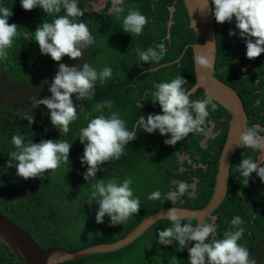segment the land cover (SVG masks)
<instances>
[{
  "label": "trees",
  "instance_id": "16d2710c",
  "mask_svg": "<svg viewBox=\"0 0 264 264\" xmlns=\"http://www.w3.org/2000/svg\"><path fill=\"white\" fill-rule=\"evenodd\" d=\"M82 1L85 2L80 0ZM0 3L10 8L12 14L8 23H14L18 27L7 55L0 58V92H2L0 100L7 101L8 88L22 96L19 101L20 112L13 108L14 104L0 106V117H3L0 122V155H3V162L14 163L9 155L14 150L10 140L12 135L22 134L24 138L30 140L34 138V132L41 137V140L60 138L72 143L68 153L69 164L60 165L51 171L50 175L46 171L43 178L24 180L15 175L14 166L12 170L0 167V196L2 201L7 203L9 217L17 221L28 233L33 234L42 247L59 246L75 252L93 244L116 241L151 214L172 207L173 200L164 199L163 194L174 189L177 180L191 183L192 176L198 178L196 197H189L188 189L179 197L177 206H180L183 200H186L190 209H201L208 204L214 191L218 159L223 150L231 118L230 113L216 103V109L209 112L201 133H190L185 139L169 146L163 143L167 136L162 137L157 132L148 134L137 127L135 139L124 146L121 157L99 166L96 179L122 180L125 177L132 179L130 186L134 195L139 197L140 209L123 224L110 226L107 216L104 217L103 223L95 222L97 205L87 203L90 186L94 181L83 180L82 174L86 166L82 167L79 159L83 146L79 142L78 132L81 127L86 126L89 119L99 114L95 111L98 102L110 100L111 107H104V114L107 115L111 111L118 112L125 120V126L132 129L140 115L146 119L148 114L160 112L158 104L154 106L148 100L154 81H167L180 75L186 82L183 85L186 91L190 92L194 88L197 77L193 60L194 51L190 47L179 64L163 67L155 72L143 73L158 65L173 62L186 46L196 43V34L189 27L187 10L182 0H124V12L120 13L121 18L129 7L138 9L147 18L138 36L124 33L120 29V20L114 13H108L112 0L102 13L83 14L82 21L88 26L94 38V43L86 47V50L91 49L88 63L98 70L105 65L110 66L112 75L104 84L95 85L94 95L91 98L75 100L73 97V103L77 105L78 117L69 124L67 133L60 134L51 126L46 108L43 105L37 108L33 104L34 98L39 99V93L44 89L42 81L48 69L67 58L64 56L60 62H54L47 55H42L34 42L32 30L39 17L49 21L52 18L50 14L43 13L39 8L23 10L19 0H0ZM171 6L176 8L175 23L171 28V38L167 39ZM34 18H36L35 23L28 21ZM229 29L228 22L216 23L218 52L215 76L238 93L246 114L249 115V127L259 125L264 129V53H261V60L259 56L251 60L247 59L241 38L236 37L237 43L229 42L230 37L227 35ZM24 32H28L29 36L26 37ZM159 42H164L166 45L165 55L161 61L158 64H142L136 57L134 49H145ZM239 55L240 60L237 61L236 57ZM24 95L27 97L25 98ZM205 95L201 89L190 99H201ZM137 102L140 107L136 106ZM258 102L261 103L258 105ZM13 115L18 123L5 128V120ZM27 117L34 119L30 127ZM210 121L215 123L214 132H219V135L214 140L210 139L208 146L202 148L203 134L209 128ZM256 131L258 135L264 133V131ZM241 152L245 156L257 159L259 150L246 148L236 150L230 167L228 194L216 211L219 215L215 223L218 227L216 236L222 237L225 229L230 227L229 221L232 216H240L245 231L238 243H242L248 249L249 257L255 261V264H264V193L255 190L254 173L246 186L243 184V179L238 177L234 166L242 159ZM184 153L192 159V165L195 163L198 165L201 161L205 167L198 169L192 167L189 161L180 162V155ZM183 167L185 170H181ZM258 186L264 190V184L260 180ZM156 189L160 190L162 198L147 199V195ZM254 215H257L256 218ZM207 222L212 223V220L209 218ZM168 225V220L154 224L135 241L118 251L93 254L60 264H112L114 261H118L119 264H187L188 243L185 250L176 251L175 242L165 247L159 245L156 240L157 229ZM11 254L5 252L0 256V264H7L9 258L13 257Z\"/></svg>",
  "mask_w": 264,
  "mask_h": 264
},
{
  "label": "clouds",
  "instance_id": "9594fccd",
  "mask_svg": "<svg viewBox=\"0 0 264 264\" xmlns=\"http://www.w3.org/2000/svg\"><path fill=\"white\" fill-rule=\"evenodd\" d=\"M99 1L19 0V4L23 10L29 11L33 8H39L43 13L50 14L52 18L49 21L39 17V21L32 30L34 42L38 45L39 52L42 55H47L54 62H60L64 56L75 61L81 56L83 49L84 57L79 61L82 62L81 64H66V58L48 69L42 81L44 89L41 92H49L50 94L40 95L39 99L34 98L33 100L34 107L40 108L38 106L43 105L46 108L49 122L59 134L67 133L69 131V124L78 117L77 105H74L73 97L75 100L91 98L94 95L95 85L97 83L104 84L106 79L112 75L110 66L105 65L98 70L88 63L91 49L86 50V47L94 43V38L88 26L82 21V16L84 13L90 15L93 12L102 13L111 0H107L105 6L96 11L94 10V5ZM207 5L212 6L211 11L215 29L216 23L223 24L228 22L230 26L227 32V35L230 37L229 42L237 43L236 37L241 38L245 45L246 58L250 60L258 56L260 58L261 53H264V0H207ZM121 12H124V0H112L108 13H114L116 18L120 20V29L130 36L140 35L147 22V18L138 9L131 7L127 9L126 14L122 18L120 16ZM11 14L10 8L0 3V58L7 55V50L11 47L13 38L17 33V25L8 23ZM28 21L33 24L36 18ZM169 32L170 37L167 38L166 36L167 39L171 38V29ZM24 34L26 37L29 36L28 32H24ZM30 35L32 36L33 34L31 33ZM185 48L188 49V46ZM165 51L166 45L164 42H159L145 49H134L138 60L142 64L148 65L152 63L158 64L164 57ZM193 60L201 69L207 70L211 67L208 59L202 55H194ZM236 60H240V55L236 57ZM174 61L169 62L171 63L170 65L181 62V60L178 63ZM163 67L158 65L157 67L145 70L143 73L155 72V70ZM185 83V80L180 75L167 81H154L152 90L150 91V99L148 100L154 106L158 104L160 112L156 114L150 113L146 119L143 115H140L136 121V125L132 129L125 126L126 122L118 112L111 111L107 115L104 114L103 108L111 107L110 100H105L102 103L98 102L95 105V111L99 114L89 119L86 126L79 129L78 139L83 146V152L79 159L81 166H86L82 178L85 182L94 181L90 186L87 203L89 205L92 203L97 205L95 210V222L97 224L103 223L105 216H107L110 226L123 224L140 209L139 197L134 195L133 189L130 186L132 184L131 177H125L122 180L115 178L107 180L104 178L96 179V173L101 164L109 160H117L121 157L124 152V146L135 139L137 127L148 134L157 132L162 137L167 136L163 140V143L169 146L175 145L178 141L185 139L190 133L198 134L203 131V126L209 117V112L216 109L217 103L215 104L207 95L201 99H190L189 92L183 87ZM21 97L19 96L17 101L9 103L15 105L13 108L17 112H20L19 101H21ZM260 103L258 102V105ZM9 104H7V101L0 100V106ZM136 106L140 107L138 102ZM2 118L0 117V122ZM26 120L29 127L34 122L32 117H27ZM14 123H18V120L13 115L5 120L4 126L7 128L13 126ZM258 126L253 125L240 132L236 146L238 148L264 150V139L259 137L264 136V133L257 134L256 130H259ZM33 134L34 138L30 140L24 138L22 134L11 136L10 140L14 150L9 155L14 163L5 164L2 159L3 155H0V167L12 170L14 166L15 175L24 180L43 178L46 171L50 175L51 171H54L60 165L69 164L68 153L72 143L60 138L57 140H41V137L34 132ZM203 135L201 147L204 144V140L208 141L211 138L206 137L205 134ZM183 155L187 156L183 158V162L189 161L192 164V159L189 155L185 153ZM241 156L242 159L239 164L234 166L238 177L243 179V184L246 186L249 183L251 175L254 173L258 177L257 185L253 181L254 188L257 190V186L259 188L257 191L264 193V190L258 186L259 180L264 184V160L258 159V154L257 159L245 156L243 152H241ZM193 167L200 169L205 167V165L201 164V166L197 165ZM197 183L198 178L191 185L188 182H180L174 189L166 191L163 194V198L168 201L179 198L188 189L190 191L197 189ZM194 185L195 188H193ZM161 198L162 194L159 189L153 190L147 195V199L149 200H159ZM254 216L256 218L257 215ZM166 218L169 221V225L162 229H157L156 240L159 245L165 247L175 242L177 245L176 251L185 250L187 243L191 241V247H187V264H255V261L249 257L248 249L242 243H238L243 233V221L240 216H232L229 221L230 227L225 229L220 238L216 236L217 226L214 228L212 223L207 221H197L194 223L191 220H183L181 222L182 218L175 208L167 210ZM9 219L18 224L11 217ZM5 245L14 256L15 254L10 245L6 243Z\"/></svg>",
  "mask_w": 264,
  "mask_h": 264
},
{
  "label": "water",
  "instance_id": "95a60500",
  "mask_svg": "<svg viewBox=\"0 0 264 264\" xmlns=\"http://www.w3.org/2000/svg\"><path fill=\"white\" fill-rule=\"evenodd\" d=\"M106 1L107 0H100L95 3L94 10L99 11L105 6ZM182 1L186 7L189 17V27L193 29L197 38L196 43L190 44L188 47L193 48L194 55L204 56L211 64L210 68L204 70L195 63L197 81L194 88L188 93V95L191 97L202 89L213 102L227 110L230 113L231 118L229 121V130L226 141L218 159L215 187L210 201L201 209H175H177L182 221L188 219L204 222L207 218H210L212 220V225H214L216 216H213V213L221 206L227 196L230 184V167L233 162L234 154L238 149L236 146L238 136L240 132L249 127V115L246 114L243 102L238 94L232 88L215 77V63L218 48L214 18L211 11L212 6L207 5V0ZM175 10V6L170 8L167 38L170 37L169 30L174 24L173 13ZM186 50L187 48L184 49L180 58L174 62L178 63L185 54ZM170 64L171 63H167L161 66L163 67ZM135 125L136 122L134 126ZM257 128L264 131V129L260 126ZM207 137H215V135L212 134L210 130ZM259 137L264 139V136ZM204 142L205 143L202 144V147H206L207 145V140H204ZM258 159L264 160V150L259 151ZM257 180L258 177L254 175L256 185ZM193 188H195V185ZM256 189L259 190L257 186ZM174 200H176V198ZM167 210L168 209H163L151 214L139 223V225L133 228L128 234L119 238V240L90 245L78 249L76 252L67 251V249L55 246L47 248L41 247L33 238L32 234L25 231L22 227L9 219V217L1 213L0 238L4 240L7 245H10L15 256L18 257L23 264H60L67 261L83 259L93 254L118 251V249L135 241L154 224L167 220ZM191 245L192 242L189 241L188 246L191 247Z\"/></svg>",
  "mask_w": 264,
  "mask_h": 264
},
{
  "label": "flooded vegetation",
  "instance_id": "af4514ba",
  "mask_svg": "<svg viewBox=\"0 0 264 264\" xmlns=\"http://www.w3.org/2000/svg\"><path fill=\"white\" fill-rule=\"evenodd\" d=\"M210 123V125H209V128H207L206 130H205V132H204V134H205V136L207 137L208 136V132L211 130V133L212 134H214L215 135V137H211L210 139H216L217 138V136L219 135V132H214V125H213V121H210L209 122ZM210 139H208V141H207V145H206V147L208 146V142H209V140ZM205 143V142H204ZM188 155V154H187ZM2 157V156H1ZM185 157H187L186 155H183V154H181L180 155V162H183V158H185ZM1 162H2V159H1ZM184 162H186V161H184ZM189 164H190V162H189ZM201 164H203L201 161L200 162H198V166H201ZM190 165H192V164H190ZM193 166H197V163H195V164H193L192 165V167ZM182 169H185L184 167L183 168H181V170ZM187 169V168H186ZM0 178H1V174H0ZM191 179L193 180L191 183L190 182H188L190 185L195 181V179H196V176H192L191 177ZM180 182H183L182 180H177L176 182H175V184H178V183H180ZM249 182V181H248ZM196 192H197V189H195V190H192V191H190V192H188V196L189 197H192V196H194V197H196ZM173 203H174V205L172 206V207H169V208H186V209H190V207H189V204H186L187 202H186V200H183L182 202H181V204H180V206H177L176 205V203H179V198H176V200H174L173 199ZM169 208H164V209H169ZM216 211H218V209L216 210ZM214 212L213 213V216H216V221L218 220V218H219V215L217 214V212ZM0 213L1 214H3V215H6V216H8L7 215V203H5V202H3L2 201V198H1V196H0ZM207 219H209V218H207ZM207 219L205 220V221H207ZM181 222H183V221H181ZM211 223V222H210ZM216 223V222H215ZM214 227H216V225H213ZM243 227V226H242ZM218 228V227H217ZM217 228H216V230H217ZM243 231H245V229H244V227H243ZM5 252H9L10 253V249L5 245V243H4V240H2L1 238H0V256H3L4 254H5ZM11 254V253H10ZM12 255V254H11ZM8 263L7 264H12V263H21L20 261H19V258L18 257H16L15 255L13 256V257H10L9 258V260L7 261ZM6 264V263H5Z\"/></svg>",
  "mask_w": 264,
  "mask_h": 264
},
{
  "label": "rangeland",
  "instance_id": "374dc122",
  "mask_svg": "<svg viewBox=\"0 0 264 264\" xmlns=\"http://www.w3.org/2000/svg\"><path fill=\"white\" fill-rule=\"evenodd\" d=\"M82 57H84L83 49H82V54H81L80 57H78L75 61L70 60L69 58H67L66 64H69V65L70 64H73V63H76L77 65L78 64H81L82 62H79V61H80V59ZM0 94H2V92H0ZM6 94H7V98H8L7 99V104H9L11 101H17L19 99V96L18 95H15V93L12 90H10V88L7 89ZM46 94H50V93L49 92H47V93L40 92L39 93V95H41V96L46 95ZM24 97L26 98L27 95H24ZM112 264H119V262L118 261H114V263H112Z\"/></svg>",
  "mask_w": 264,
  "mask_h": 264
}]
</instances>
